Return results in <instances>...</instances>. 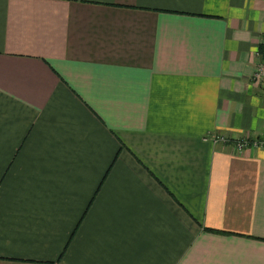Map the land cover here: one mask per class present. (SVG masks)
Here are the masks:
<instances>
[{
	"label": "crops",
	"instance_id": "0c3cea01",
	"mask_svg": "<svg viewBox=\"0 0 264 264\" xmlns=\"http://www.w3.org/2000/svg\"><path fill=\"white\" fill-rule=\"evenodd\" d=\"M264 0H0V264H264ZM263 52V54H262Z\"/></svg>",
	"mask_w": 264,
	"mask_h": 264
},
{
	"label": "built area",
	"instance_id": "2783aa9c",
	"mask_svg": "<svg viewBox=\"0 0 264 264\" xmlns=\"http://www.w3.org/2000/svg\"><path fill=\"white\" fill-rule=\"evenodd\" d=\"M254 81L264 84V63H257L252 75ZM214 144H223L232 148L235 154L241 155L249 148H264V136L263 137H241L239 139H231L225 135H211L207 137Z\"/></svg>",
	"mask_w": 264,
	"mask_h": 264
},
{
	"label": "trees",
	"instance_id": "16d2710c",
	"mask_svg": "<svg viewBox=\"0 0 264 264\" xmlns=\"http://www.w3.org/2000/svg\"><path fill=\"white\" fill-rule=\"evenodd\" d=\"M262 49V51L264 52V48H261ZM263 52H262V54H263Z\"/></svg>",
	"mask_w": 264,
	"mask_h": 264
},
{
	"label": "rangeland",
	"instance_id": "374dc122",
	"mask_svg": "<svg viewBox=\"0 0 264 264\" xmlns=\"http://www.w3.org/2000/svg\"><path fill=\"white\" fill-rule=\"evenodd\" d=\"M259 63H262V62H259Z\"/></svg>",
	"mask_w": 264,
	"mask_h": 264
}]
</instances>
